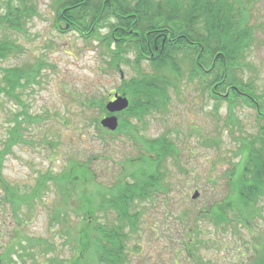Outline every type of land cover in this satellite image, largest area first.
<instances>
[{"label":"rangeland","instance_id":"rangeland-1","mask_svg":"<svg viewBox=\"0 0 264 264\" xmlns=\"http://www.w3.org/2000/svg\"><path fill=\"white\" fill-rule=\"evenodd\" d=\"M55 1L25 0L23 4L31 7V12L22 20L21 31H3L0 27V45L7 38L18 48L0 58V151L9 134L20 138L9 153H0V264H72L75 255L80 257L75 264H97L93 248L83 252L78 245L82 225L79 220L86 218L88 206L82 200H90L98 187L110 193L107 189L115 179L122 174L128 178L132 164L125 160L134 162L140 156L141 141L163 136L177 152L162 164L166 171L164 181L171 182L172 188L132 210L138 211L139 222L133 233L125 226L128 237L124 264L253 263V253L259 252L264 243L263 205L262 217L250 221L248 228L235 223L217 227L199 212L226 196L241 161L238 138L258 131L254 109L241 103L229 110L226 102L201 94L196 83L183 85L179 93L171 91L164 113H153L141 121L118 115V122L130 121L135 126L130 133L100 131L99 121L104 113L97 106H87L88 100L104 99V107L115 93L123 95L125 83L135 77V72L131 64H121L119 70L109 68L108 56L98 41L107 30L87 36L69 29L57 20ZM247 1L240 0L243 8H248L245 25L253 27V39L246 51L248 66L242 77L252 80L256 95L261 96L264 0ZM8 3L16 7L22 4L18 0H0V15ZM133 56V52L126 53L130 60ZM18 67L30 68L32 72L13 93L5 94L2 71ZM228 92L223 96L227 97ZM87 160L94 179L91 182L66 188L49 182L40 193L41 200L31 207L21 204L18 208L16 203L13 206L4 201V183L19 194H31L35 181L43 175H56L66 169L68 173ZM195 192L198 197L192 199ZM54 208L66 213L60 222L64 224L66 219L69 227L59 228L57 220L51 221ZM183 212H188L189 227L200 216L190 240L199 239L201 244L190 249L184 248L189 236L180 220ZM95 216L105 223H112L116 217L110 210ZM67 229L69 234L65 233ZM41 238L53 241L55 251L41 248Z\"/></svg>","mask_w":264,"mask_h":264},{"label":"trees","instance_id":"trees-1","mask_svg":"<svg viewBox=\"0 0 264 264\" xmlns=\"http://www.w3.org/2000/svg\"><path fill=\"white\" fill-rule=\"evenodd\" d=\"M18 1L22 3L21 7L8 3L5 13L0 15V27L3 31H21L22 20L29 16L31 7L23 4L25 0ZM55 2L57 20L68 25L69 29H76L87 36H94L100 29L107 30L98 41L108 56L109 68L119 70L121 64H131L135 77L126 83L122 79V83H125L122 94L129 97V106L118 115L126 114L141 121L153 113H164L170 102L171 91L179 93L183 85L196 83L201 94L208 93L210 98L226 102L229 110L241 103L254 109L259 123L258 131L255 135L238 138L237 151L241 154V161L237 163L239 167L228 185L226 196L212 202L199 214L217 227L235 223L248 228L250 221L262 217L260 205L264 206V92L261 96L256 95L252 80L242 77L244 68L248 66L246 51L253 39V27L245 25L249 16L248 8H243L240 0ZM3 40L0 45L2 59L11 51L14 53L18 50L12 41L7 38ZM127 52H133L132 60L126 57ZM2 72L5 84L3 91L10 94L32 71L30 68L18 67ZM226 91L229 92L224 97ZM103 101L101 98H91L87 106H97L98 111L105 114ZM234 123L232 121V125ZM134 127L130 121L121 120L114 132H105L98 126L97 129L114 134L121 130L130 133ZM11 134L0 153L6 155L12 146L19 143L20 138L15 133ZM165 138L163 136L156 140L141 141V144L138 141L140 156L134 162L132 159L125 160L132 164L128 178L122 174L115 179L113 185L106 188L111 194L102 192L104 187H98L95 193H91L90 200H82L88 206L85 207L86 218L79 220L82 229L80 227L78 230V245L83 252L87 248H93L97 264H124V249L128 237L124 231L125 226L133 233L139 222L138 211L132 210L144 200L154 198L156 194L170 192L172 183L164 181L166 171L162 164L167 157H173L177 152L174 144ZM89 161H85L82 166L77 165L68 173L66 169L62 174L43 175L35 181L31 194H19L12 191L8 184L2 183L4 201H9L13 206L16 203L18 208L21 204L31 207L35 201L41 200L40 193L48 187L49 182L61 188L91 182L94 179L92 171H88ZM105 210L115 213L112 223L97 220L96 213ZM12 211L14 213L15 210ZM65 214L54 208L51 221L57 220L59 228L65 227L64 225L69 227L70 223L66 219L64 224L60 222V217ZM198 217L200 216L197 219ZM197 219L194 218L191 222L194 228ZM180 220L189 236L184 248L190 249L195 244H201L199 239L190 240L194 229L189 227L188 212H183ZM65 233L69 234V229ZM68 236L69 242L70 235ZM39 244L41 248H46V252L56 249L54 242L50 240L41 238ZM78 256L73 257L72 264L79 261ZM251 258V264H264V243L261 244V250L253 253Z\"/></svg>","mask_w":264,"mask_h":264},{"label":"water","instance_id":"water-1","mask_svg":"<svg viewBox=\"0 0 264 264\" xmlns=\"http://www.w3.org/2000/svg\"><path fill=\"white\" fill-rule=\"evenodd\" d=\"M121 77L122 74H121ZM129 106V100L124 95H119L115 93L113 95V100H108L104 105V110L106 112V115L100 119L99 125L101 128L109 131L114 132L118 127V117L117 114L127 109ZM198 197V193L195 192L192 195V199H195Z\"/></svg>","mask_w":264,"mask_h":264},{"label":"flooded vegetation","instance_id":"flooded-vegetation-1","mask_svg":"<svg viewBox=\"0 0 264 264\" xmlns=\"http://www.w3.org/2000/svg\"><path fill=\"white\" fill-rule=\"evenodd\" d=\"M113 99V98H112Z\"/></svg>","mask_w":264,"mask_h":264}]
</instances>
